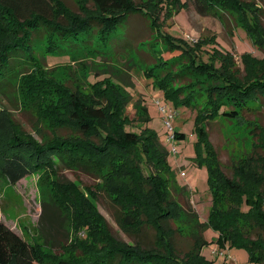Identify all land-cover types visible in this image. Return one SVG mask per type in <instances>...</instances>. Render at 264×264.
<instances>
[{
    "label": "trees",
    "instance_id": "trees-1",
    "mask_svg": "<svg viewBox=\"0 0 264 264\" xmlns=\"http://www.w3.org/2000/svg\"><path fill=\"white\" fill-rule=\"evenodd\" d=\"M195 1L201 14L216 15L215 10L219 9L231 15L264 54V14L260 8L246 0ZM92 2L95 12L80 15L70 12L57 0H0V97L16 84L19 67L37 63L34 56L37 46L43 44L46 55L69 54L88 49L90 38H97L96 45L91 40V48H95L97 54L105 55L111 52L107 46L119 36L118 29L125 27L129 16L147 17L165 44L179 49L188 58V69L172 73L170 81L186 82L190 74L206 77V80L196 79V83L171 90L170 81H157L152 72L145 71L148 77L153 78L155 87L164 91L176 107L186 106L197 111L194 132L200 152L205 154L203 163L208 169L211 193L207 219L201 222L189 205L185 206L173 198L172 189L179 197H189V194L185 187L176 184L166 161L167 152L156 134L150 129L138 133L125 129L130 123L123 112L129 99L125 90L105 79L97 80L87 84L97 94L104 95L111 89L115 96H107L106 104L94 106L71 96L73 110L69 118L75 126L74 138L64 137L50 145L37 146L16 137L0 152V178L14 185L41 170L81 171L98 179L102 188L115 194L112 200L121 208L117 222L124 229L134 230L130 236H138L146 228L139 220L146 215V222L152 224L156 234L153 247L141 250L137 243H119L110 237L101 220L82 209L88 207L78 186L68 183L52 188L50 200L54 206L50 207L57 213H50L47 224H57V219L62 217L63 227H67V232H74L71 243L74 246L69 249L83 248L84 257L78 259L73 255L48 259L37 247L0 222V264H212L201 254L207 244L203 233L208 227L218 233L219 243L224 247L243 248L252 263L264 264V127L257 119L247 120V125L251 126V137L261 140L257 148L263 151H256L251 139V151L230 166V176L221 168L208 131V125L219 119L243 121L246 115L261 112L264 108V59L245 56L241 59L244 65L241 74L237 67L235 69L234 57L223 55L214 44L211 48L215 56L204 62L199 56L202 48L209 46L208 43L197 42L194 48H190L162 32L160 27L163 24L159 25L156 14L170 7L174 15L182 8L186 9L187 2L157 0L161 7L154 14L147 7L134 6L132 0ZM81 8L80 12H84V5ZM165 12V19L170 18L171 12ZM36 36L40 39L36 40ZM187 88V95L181 97L180 93ZM108 110L116 118L114 130H105L100 124L106 119ZM139 112H143L140 113L144 115L142 120L137 118ZM138 114V122L148 121L145 109H139ZM6 123V118L0 114V132L6 129ZM172 135L174 141L185 139L183 133L173 132ZM46 209L44 206L45 212ZM150 211L154 212L153 217L148 213ZM169 219L179 220L183 227L180 230L187 231L192 238L193 243L187 252L180 254L177 251L173 236L180 230L169 228ZM64 245L61 248L66 249L67 244Z\"/></svg>",
    "mask_w": 264,
    "mask_h": 264
},
{
    "label": "rangeland",
    "instance_id": "rangeland-1",
    "mask_svg": "<svg viewBox=\"0 0 264 264\" xmlns=\"http://www.w3.org/2000/svg\"><path fill=\"white\" fill-rule=\"evenodd\" d=\"M57 1L74 14L95 12L92 0ZM180 2H187V8H182L174 15L170 7L156 14L159 25L163 24L160 29L179 44L190 48H194L197 42L208 43L209 46L202 48L199 56L204 62H209L210 58L215 56L216 53L211 48L213 44L223 55L230 54L234 57L235 69L237 67L241 74L244 69L241 59L245 56L255 60L264 59L263 52L251 42L248 33L238 27V21L227 12L223 13L216 9V15L201 14L195 0ZM246 2H251L250 4L260 8L264 14V0ZM132 4L136 7H147L152 14L161 7L157 0H132ZM82 5L84 12H80L83 10ZM167 10L171 14L169 13L170 18L165 19L163 15ZM126 22L125 27L118 29L119 36L107 46L111 52L105 55L97 54L95 48H91L92 44L96 45L97 38L93 40L90 38L88 49L69 54L46 55L43 44L35 48L34 56L37 63L34 66L24 64V67H19L16 84L8 89L5 96L0 97V114L4 115L7 121L6 129L0 132V152L16 137L37 146L50 145L54 140L65 139L64 137L74 138L75 126L69 118L70 111L73 110L71 96L75 95L93 106L97 103L106 104L107 96H115L113 91L108 89L107 93L100 95L87 84L105 79L124 89L129 97L123 108L125 117L130 121L125 129L137 133L150 129L167 152L166 161L173 172L176 184L185 187L189 194V197H179L171 188L173 198L185 206L189 205L198 219L205 222L211 206V193L208 169L203 163L205 154L200 152L194 132L197 111L186 106L176 107L174 101L167 98L164 91L155 87L153 78L145 73L150 71L157 81L165 80L167 83L172 80L169 77L172 73L188 69V58L179 49L165 44L156 29L151 27L147 17L131 15ZM35 39L40 38L36 36ZM196 79L203 81L206 77L190 74L186 82L170 81L169 87H172L171 90L185 87L187 84L198 82ZM188 90L185 89L180 96L187 95ZM156 101L160 102L161 107H165L164 111L157 106ZM139 109L146 110L147 122L140 123L136 120ZM110 111L108 110L106 119L100 122L105 130L116 128V118L110 115ZM140 113L143 112H139L137 118L140 117L142 120L141 117L144 115ZM254 119L264 127V108L256 115H246L243 121L227 122L219 119L218 122L208 125L210 142L218 155L221 168L228 176L231 174L230 166L244 153L248 154L251 151V139L254 149L260 153L263 151L257 148L261 140L259 142L258 137H251V126L246 123ZM167 120L170 128L166 125ZM173 132L185 134V139L182 141L168 139ZM242 139H245L244 145ZM68 183L78 186L88 207L82 209L88 211L87 214H95L110 237L119 243L131 245L137 243L141 250L147 251L153 247L156 234L152 224L146 222V215L139 219L146 228H143L138 236H130L134 230L124 229L117 222L118 217H121V208L112 200L115 199V194L102 188L98 184V179L77 170H41L33 172L14 185L0 178V222L20 238L37 247L48 259L57 260L73 255L78 259L83 258V248L69 249L74 246L71 244L74 241V232L71 230L67 232L61 216L60 220L57 219V224L54 222L51 225L47 224V220L51 218L50 213H57L56 209L50 207L54 206L50 200L52 188ZM44 206L47 207L46 212ZM242 210L246 212L247 208L242 207ZM148 213L151 217L154 216V212ZM179 224V220L177 222L175 219H169L167 226L173 230L183 229ZM203 237L207 244L201 254L207 262L254 264L245 249L229 248L227 245L224 247L219 243V235L211 227L205 230ZM173 242L180 254L187 252L193 243L185 230L175 233ZM64 244H67L66 249L61 248L62 245L66 246Z\"/></svg>",
    "mask_w": 264,
    "mask_h": 264
},
{
    "label": "built area",
    "instance_id": "built-area-1",
    "mask_svg": "<svg viewBox=\"0 0 264 264\" xmlns=\"http://www.w3.org/2000/svg\"><path fill=\"white\" fill-rule=\"evenodd\" d=\"M156 104H157L158 107H160V109H161L162 111L165 110V107H164V106H163V107L160 106V102H159V101H156ZM170 116H171V115H170ZM172 116H173V115H172ZM166 125L170 128L168 120L166 121ZM169 138L173 140V135L169 136L168 139H169Z\"/></svg>",
    "mask_w": 264,
    "mask_h": 264
}]
</instances>
